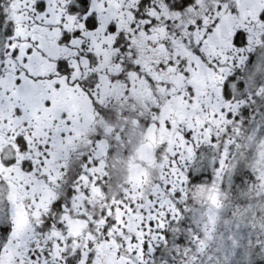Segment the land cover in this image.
Here are the masks:
<instances>
[{"label": "snow or ice", "instance_id": "1", "mask_svg": "<svg viewBox=\"0 0 264 264\" xmlns=\"http://www.w3.org/2000/svg\"><path fill=\"white\" fill-rule=\"evenodd\" d=\"M0 264H264V0H0Z\"/></svg>", "mask_w": 264, "mask_h": 264}]
</instances>
